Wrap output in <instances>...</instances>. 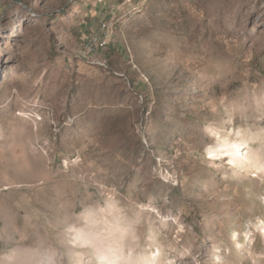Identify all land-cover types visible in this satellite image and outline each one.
<instances>
[{"label":"rangeland","instance_id":"1","mask_svg":"<svg viewBox=\"0 0 264 264\" xmlns=\"http://www.w3.org/2000/svg\"><path fill=\"white\" fill-rule=\"evenodd\" d=\"M241 141L264 159V0H0V264H97L76 230L124 214L159 264H264Z\"/></svg>","mask_w":264,"mask_h":264},{"label":"bare ground","instance_id":"2","mask_svg":"<svg viewBox=\"0 0 264 264\" xmlns=\"http://www.w3.org/2000/svg\"><path fill=\"white\" fill-rule=\"evenodd\" d=\"M105 28H107V24L102 22L99 30L102 32ZM101 38L102 36H96V30H94L85 40L89 41L90 39L88 45L83 43V51L86 54L94 53L97 46L101 43ZM244 144L243 141L239 143H220L219 148L220 151L229 153L231 165L264 172V159L260 153L246 149ZM215 151L217 150H212V152ZM115 208L116 206L111 207L112 212L115 211ZM126 218V214L119 217L116 216L114 224L110 223L111 227L105 234L102 231L89 232L79 228L76 230V235L81 243L94 247L97 264H159L157 256L142 253L137 232L135 233L131 225H124L123 223ZM88 220L92 224H98V217L96 215H89ZM106 221L107 218H105L104 222ZM262 227L264 229V225ZM129 237H131V240L127 241Z\"/></svg>","mask_w":264,"mask_h":264},{"label":"built area","instance_id":"3","mask_svg":"<svg viewBox=\"0 0 264 264\" xmlns=\"http://www.w3.org/2000/svg\"><path fill=\"white\" fill-rule=\"evenodd\" d=\"M96 36H101V30H96ZM101 40H102V38H101ZM89 41H90V39H89ZM89 41H85V42H83V43H85V44L88 45V42H89Z\"/></svg>","mask_w":264,"mask_h":264}]
</instances>
